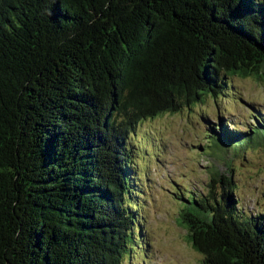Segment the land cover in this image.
<instances>
[{
  "label": "trees",
  "instance_id": "1",
  "mask_svg": "<svg viewBox=\"0 0 264 264\" xmlns=\"http://www.w3.org/2000/svg\"><path fill=\"white\" fill-rule=\"evenodd\" d=\"M233 75L264 78V0H0V264H120L141 236L129 132ZM195 194L178 222L202 264H264L230 176Z\"/></svg>",
  "mask_w": 264,
  "mask_h": 264
},
{
  "label": "rangeland",
  "instance_id": "2",
  "mask_svg": "<svg viewBox=\"0 0 264 264\" xmlns=\"http://www.w3.org/2000/svg\"><path fill=\"white\" fill-rule=\"evenodd\" d=\"M253 117L264 120V78L233 75L215 96L137 123L125 145L141 236L120 264H202L178 222V196L204 195L212 171L230 176L244 215L264 212V129L248 132ZM220 124L247 134L228 143Z\"/></svg>",
  "mask_w": 264,
  "mask_h": 264
}]
</instances>
